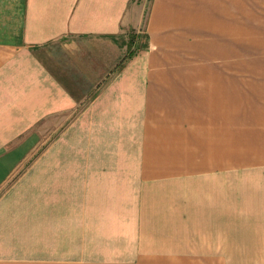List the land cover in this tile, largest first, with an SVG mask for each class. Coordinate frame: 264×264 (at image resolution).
<instances>
[{
  "label": "crops",
  "instance_id": "1",
  "mask_svg": "<svg viewBox=\"0 0 264 264\" xmlns=\"http://www.w3.org/2000/svg\"><path fill=\"white\" fill-rule=\"evenodd\" d=\"M252 33L264 0H0V264H264Z\"/></svg>",
  "mask_w": 264,
  "mask_h": 264
},
{
  "label": "rangeland",
  "instance_id": "2",
  "mask_svg": "<svg viewBox=\"0 0 264 264\" xmlns=\"http://www.w3.org/2000/svg\"><path fill=\"white\" fill-rule=\"evenodd\" d=\"M149 0H146V4H148ZM249 45H250V49H249V57L250 59H254V58H262L264 59V34L260 33V34H255L252 33L250 34V38H249ZM249 62H244V65H235L234 69H235V73L239 72L240 69L244 70V69H248L251 66H249ZM41 147H44L43 145ZM32 160V158L29 159V162H26V164L30 163ZM23 170V169H22ZM21 170V171H22ZM19 174V173H18ZM17 174V175H18ZM17 175H15V177L11 178L7 185H9L10 183H15L16 181V177ZM249 262H251L252 264H256V260L255 259H251L249 260Z\"/></svg>",
  "mask_w": 264,
  "mask_h": 264
}]
</instances>
